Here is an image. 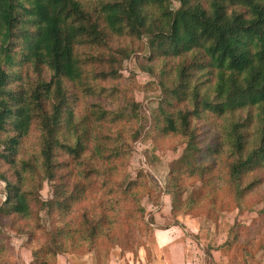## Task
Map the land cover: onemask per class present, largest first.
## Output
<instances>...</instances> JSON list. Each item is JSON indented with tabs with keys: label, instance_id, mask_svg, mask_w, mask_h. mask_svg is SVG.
Segmentation results:
<instances>
[{
	"label": "trees",
	"instance_id": "obj_1",
	"mask_svg": "<svg viewBox=\"0 0 264 264\" xmlns=\"http://www.w3.org/2000/svg\"><path fill=\"white\" fill-rule=\"evenodd\" d=\"M164 1L105 0L100 4L99 16H94L79 0H0V130L5 129L6 123L12 126L13 136L5 143L9 152L3 157L13 165L15 177L8 179L2 175L5 193L0 200V224L7 221H1L4 216L27 221L32 256L29 264H56L58 254L90 252L96 255L97 264H103L98 250L101 237L107 236L109 230L105 213L100 215L94 210L90 219L83 213L81 218L86 225L80 231L64 221L72 209L85 208V200L96 192L86 184L92 173L76 170L75 164L71 166L69 180L74 181V186L69 189L64 185L57 189L55 198L42 203L53 221V227L44 233L46 228L37 225L43 229L37 230L30 223L32 218L37 221L38 214L34 212L31 193L26 188V174L31 175L36 166L26 160L14 161L9 154L14 153L15 145L28 132L33 117H37L43 131L40 165L48 174L60 148L80 166L86 150L85 160L96 163L101 160L107 166L106 174H112L109 170L114 163L104 161L109 162L112 155L98 158L106 152L105 146L91 149L82 143L80 136L74 144L64 143L59 137L64 132L78 134L74 108L66 106L64 86L67 80L81 84L82 62L75 47L97 43L106 36L104 28L118 36L126 32L134 37L150 36L151 59L167 58L169 63L179 58L178 64H173L175 71L169 76L171 85L166 86L164 93L167 94L151 117L149 128L163 137H181L193 153L186 162L191 169L186 171L198 173L204 188L189 192L185 198L175 189L172 211L199 213L205 198L216 207L241 209L245 208L247 195L261 189L257 200L262 202L258 211L260 218L249 225L236 223L235 237L241 238L237 249L241 251L244 264L247 256L253 257L264 248V0H177L180 5L176 9L160 7ZM15 40L21 44L22 63H27L37 73L42 67L51 73L47 80L40 78L31 96L26 89L15 93L6 87L9 75L5 66L14 61ZM187 59L191 62L187 63ZM148 68L154 70L152 65ZM112 73L101 69L99 80H106ZM192 78L196 83L192 84ZM95 88L91 85L84 87V91L91 94ZM251 107L256 109V121L250 114L244 121L235 116ZM132 112L141 134L146 127V115L136 109ZM205 119L208 123H204ZM250 125L260 134L258 146L243 155ZM230 148L237 154L233 160L225 159L224 175L234 184L228 190L230 204H217L216 197L206 188L218 169L219 155ZM187 158L188 155L183 154L174 163L181 165ZM169 173L172 175L173 170ZM132 190L140 192L134 181L125 187L123 196H128ZM134 197L139 199L137 195ZM104 198L97 197L100 206L106 203ZM115 201L120 205L119 200ZM108 203L113 205L111 201ZM138 210L143 218L144 209L139 207ZM60 220L62 225L57 224ZM3 237L0 226V264H6ZM233 249L229 251L231 255ZM232 259L237 264L236 259Z\"/></svg>",
	"mask_w": 264,
	"mask_h": 264
},
{
	"label": "rangeland",
	"instance_id": "obj_2",
	"mask_svg": "<svg viewBox=\"0 0 264 264\" xmlns=\"http://www.w3.org/2000/svg\"><path fill=\"white\" fill-rule=\"evenodd\" d=\"M79 1L86 11L99 16L100 4L105 0ZM179 5L177 0H165L160 7L176 9ZM100 26L103 27L101 20ZM104 29L106 36L97 43L75 47V53L82 62L81 84L67 80L64 86L67 95L66 106L74 108V123L77 124L75 129L78 134L64 132L59 137L64 143L74 144L76 137L80 136L82 143L91 149L105 146L106 152L98 155V158L112 155L109 162L104 160L108 164L114 163L115 166L109 170L112 174H106L107 166L101 163V160L99 163L85 160L86 150L81 157L80 166L77 161L74 162L71 155L60 148L54 156L50 176L40 165L43 131L39 119L33 117L28 132L15 145L14 153L9 154L14 161L26 160L36 166L33 167L31 175L26 174V188L31 193L34 212L38 214L37 221L32 218L30 223L35 225L37 230H40V226L46 228H41L43 232L46 231L44 233L53 227V221L42 203L55 198L57 189H62L64 185L69 189L74 186V181L69 180V175L72 174L71 166L75 164L76 170L79 168L92 173L86 184L96 192L91 199L85 200V208L72 209L64 221L80 231L86 225L82 220L83 213H87L89 219L93 217L94 210L100 215L105 213L109 230L107 236L101 237V247L98 250L102 255L103 264H234L232 258L236 259L237 264H244L241 251L237 249L241 238L235 237V224L249 225L260 218L258 211L262 202L257 200L260 199L261 189L252 190L245 198V208L241 209L236 206L216 207L209 203V198H205L199 213L172 211L175 189L185 198L189 192L204 188L198 173L186 171L191 169L186 162L193 153L181 137H163L149 128L151 117L155 115L159 102L164 101L167 94L164 93L166 86L171 85L169 76L175 71L173 64H178L179 58L171 59L169 63L167 58L151 59L148 46L150 36L134 37L127 32L118 36ZM20 47L19 40H15L12 46L14 61L5 66L9 75L6 87L15 93H22V90L26 89L27 94L31 96L33 89L39 85L40 78L47 80L51 73L46 67H42L41 72L37 73L30 65L22 63ZM185 61L189 63L191 59ZM149 65L154 66L153 71L149 70ZM101 69L113 73L106 80H99ZM199 80L203 81L202 76ZM194 83L196 80L192 78V84ZM91 85L96 86L95 90H92L91 94L85 92L84 87ZM133 109L146 115V127L141 134L138 122L133 118ZM255 113V107H251L237 112L235 116L244 121L250 114L256 121L258 115ZM204 123H208L206 119ZM10 126L11 124L6 123L5 129L0 130V200L4 198L5 193L2 175L15 179L13 165L7 163L3 157L9 152L5 143L13 136ZM248 132L247 149L242 152L243 155L248 149L250 151L258 146L260 134L255 132L253 125L249 126ZM183 154H187L188 158L181 165L174 163ZM236 155L230 148L218 157V169L206 188L216 197L217 204H230L228 190L234 184L227 181L224 175L225 159L233 160ZM36 162L39 164L36 165ZM170 169L173 170L172 175L169 173ZM130 181L135 182L140 192L132 190L124 197L125 187ZM99 195L106 199L102 206L97 199ZM115 199L121 202L120 205ZM109 201L113 205H110ZM139 207L144 209L143 218ZM2 219L1 221L7 220L3 225L0 224L6 245L4 263H31L27 221L15 220L8 216ZM57 224L62 225V221ZM37 225H40V228ZM158 230L164 231L165 235L159 238L154 236V232L157 233ZM232 249L231 255L229 251ZM95 257L94 252L61 253L56 257V264H97ZM245 259V264H264V248L253 257L247 256Z\"/></svg>",
	"mask_w": 264,
	"mask_h": 264
},
{
	"label": "crops",
	"instance_id": "obj_3",
	"mask_svg": "<svg viewBox=\"0 0 264 264\" xmlns=\"http://www.w3.org/2000/svg\"><path fill=\"white\" fill-rule=\"evenodd\" d=\"M174 226H172V228H173ZM159 232H154V236L156 235L157 236V238H159V237H162L163 235H165V233H164V231H162V230H158ZM156 238V237H155ZM170 238H171V236H170Z\"/></svg>",
	"mask_w": 264,
	"mask_h": 264
}]
</instances>
